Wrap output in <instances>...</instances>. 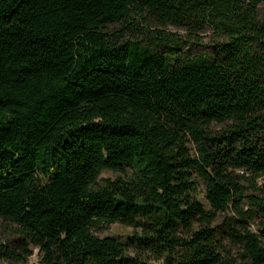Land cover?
<instances>
[{
	"label": "trees",
	"instance_id": "16d2710c",
	"mask_svg": "<svg viewBox=\"0 0 264 264\" xmlns=\"http://www.w3.org/2000/svg\"><path fill=\"white\" fill-rule=\"evenodd\" d=\"M0 226L6 262L264 264V0H0Z\"/></svg>",
	"mask_w": 264,
	"mask_h": 264
},
{
	"label": "rangeland",
	"instance_id": "374dc122",
	"mask_svg": "<svg viewBox=\"0 0 264 264\" xmlns=\"http://www.w3.org/2000/svg\"><path fill=\"white\" fill-rule=\"evenodd\" d=\"M141 27H149L144 22L140 23ZM165 33L173 34L175 42L171 46H167L165 44H159L156 40H153L149 46L154 50L155 53H162L168 56L175 57L176 59L183 61L185 59H189L198 55H205L207 57L214 56V44L218 41H222L224 36L220 34L213 26L207 25L204 29L198 31H189L184 29H178L173 26H167L158 28ZM138 39H142L143 44L148 43V39L138 37ZM191 153H194V147L191 143L188 144ZM132 170L129 167H125L123 172H112V171H104L99 178V181L102 182L105 178H116L117 176L126 177V175L130 174ZM245 187H247L245 185ZM204 185L200 182L198 184V194L199 197L204 201ZM252 229L256 230V227L252 225ZM6 229L0 226V242L5 241L6 239H10L11 234L8 233ZM135 230L132 227H124L120 224H111L108 226H102L98 230L95 231V234L99 237H113L117 239H125L130 236ZM138 232V230H137ZM12 238V237H11ZM31 254L26 258L23 262H6L0 260V264H40V254L36 247L30 246ZM145 259L150 260L149 264H173L170 258L163 257L160 261L156 262L152 259V255H146Z\"/></svg>",
	"mask_w": 264,
	"mask_h": 264
}]
</instances>
